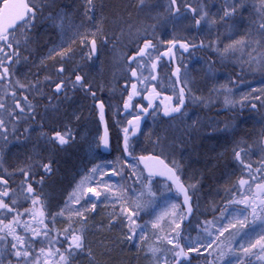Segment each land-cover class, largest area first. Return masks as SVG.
Listing matches in <instances>:
<instances>
[{
    "label": "snow or ice",
    "instance_id": "1",
    "mask_svg": "<svg viewBox=\"0 0 264 264\" xmlns=\"http://www.w3.org/2000/svg\"><path fill=\"white\" fill-rule=\"evenodd\" d=\"M87 5L85 14L94 13L95 0H87ZM48 6L40 0H0V141L7 146L10 137L27 140L31 132L39 129L37 140L50 145L52 149L63 150L71 146L76 140L74 130L68 124L62 128L56 127L55 121L59 119L60 104L63 102L61 97L68 100L69 90L73 93L82 90L92 100L104 126L96 146L111 150L105 101L98 97L93 83L81 71V65L77 64L71 69L66 67V62L76 54L77 44L81 60L93 62L100 56L101 47L111 43L115 61L121 67V78L125 81L121 88L123 112L118 106L114 115L124 116L126 122L116 121L119 128L116 149L119 155L116 160L94 164L88 169L69 193L64 206L57 211L52 210L42 191L45 177L53 173L54 161L51 156L45 161L37 154L35 164L27 163L12 172L3 167L4 161L0 159V168H3L0 171V264H73L75 257L81 254L87 255L89 264H107L96 259L95 252L87 242L90 221H93L91 227H96L97 231L111 232L113 228L120 227L119 235L114 239L102 237L99 241L106 253H110L115 246L134 244L138 253L144 251L146 257L150 258V264H250V257L255 256L257 250L264 254V129L260 133L262 155L259 160L248 162L244 158L246 152L234 151L236 161L242 165L248 178L242 176L237 184L226 189L227 204L219 217L198 222L195 228L191 227V217L196 211L193 206L196 185L185 184L180 163L175 159L169 160L167 138L156 135L152 139L150 136L151 151L147 147L141 148L138 143V136L143 134L142 121L145 118L164 122L186 117L184 109L189 99L194 103L210 102L212 93L223 95V103L228 108L239 106L241 112L247 108L252 113H259L264 120V52L259 56L250 54L246 61L243 56L240 57L237 80L249 90L242 93L239 99L231 88L221 85L213 88L206 100L193 94V81L187 66L183 64V54L209 49L221 59H226L250 48L249 40L232 39L231 43L221 48L218 40H209L208 43L201 40L197 44L175 36L162 39L154 37L147 28L132 24H128L127 33L121 27L119 33L110 35L105 31L106 18L103 16L92 29L81 31L84 27L81 24L68 37L66 17L57 13L50 14L47 19L59 29L60 43L50 48L41 60L45 67L47 61L59 64L55 68V75L46 74L42 79L37 76L34 80H29L27 76L20 78L16 66L29 60L28 56H22L21 50L27 51L28 45L33 43V29ZM244 7L242 0H233L221 19L236 16L238 9ZM184 8L192 13L197 28L202 22L210 25L217 23L215 19L209 20L208 13L202 8L197 9L187 2ZM168 11L174 18L180 16L178 0H169ZM259 13L262 17L258 25L260 39L256 43L258 48L264 49V0H261ZM88 19L95 20V17L88 16ZM126 34L129 44L119 50L117 45ZM133 44L135 47H132ZM177 50L180 51V58L177 57ZM165 59L173 65L168 80L170 95L165 94L160 75ZM214 63L210 62L209 72ZM245 72L259 73V87H251V82L245 81ZM231 83L236 85V81ZM103 87L101 85V90ZM110 91L115 92L116 89ZM53 98H56L55 104ZM50 112L53 114V126L44 123ZM75 118L78 120L79 116ZM21 124L27 125L23 131L20 130ZM196 124L194 121L191 127L195 128ZM138 150L140 154H137ZM33 159L29 157L30 161ZM34 167L42 169L40 180L36 182L40 191L32 182V177L37 174L33 171ZM17 171L23 180L14 187L12 177ZM126 173L131 184L125 180ZM109 176L119 177L123 182H108L105 177ZM157 178L166 184L169 191L175 189L182 195L183 204H173L172 211L141 224L142 213L150 214L155 210L153 184ZM100 202H104L110 211L107 212V224L101 222L97 226L94 217ZM232 205L242 207L233 209ZM149 224L151 236L147 230ZM255 227L261 231L253 240L251 232L255 231ZM192 231L197 233L195 237L191 235ZM152 237L155 239L150 243ZM236 237L241 241L247 239V246L240 244L237 248L234 244ZM37 244L40 245L38 250ZM259 260L264 264V255H260Z\"/></svg>",
    "mask_w": 264,
    "mask_h": 264
},
{
    "label": "rangeland",
    "instance_id": "2",
    "mask_svg": "<svg viewBox=\"0 0 264 264\" xmlns=\"http://www.w3.org/2000/svg\"><path fill=\"white\" fill-rule=\"evenodd\" d=\"M66 1H65V4H66ZM148 1L149 0H143L142 6L140 5L141 9L139 8V11L140 10L142 11L143 9L145 11L144 12L145 15L143 16L144 18L142 22L147 23V25L142 24L144 26H142L141 28H147L148 31L152 33L154 37H161V38L163 37L164 39H167V38L170 39L180 34L182 35V37H185L188 40L192 41L194 39L195 37L194 29H193L194 23L190 19L189 14L184 13L180 15L178 18L174 19L173 21L172 20L165 21V17L166 16L168 17V14L170 15L169 11L167 12L168 9L161 12V14L160 13L153 14L152 12L153 10H155V7L157 6V4L155 3L156 1H154L153 3L151 2L150 4H145ZM206 1L207 0L199 4V6H197V9L202 8L205 12L208 13V19L209 20L215 19L217 23L210 25L208 22H202L205 27L204 28L205 43H208L209 40H213V41L218 40L220 42V47L223 48L226 44H229L225 40H223V38H221L223 34L232 35L235 32L236 33L238 32L247 33V28L249 29L250 27H252L253 30L258 31V25L262 18L261 14L259 13L261 1H257V5L254 7L256 9L255 11L256 19H254V21L250 20L249 15H247L250 25L244 20V18L240 17V14H238L236 19L232 20V22L223 23V20L219 19L221 14L224 13V10L230 4L233 3V0H225L222 2L220 1L219 4L213 3V1L211 0L209 2L208 1L206 2ZM40 2L45 5H50L48 7H45L43 12L46 11L47 13H50V11H52L53 5H54L53 0H40ZM138 7H139V4H138ZM74 18L75 17H73V19ZM241 23H242V28L240 30ZM43 24L44 23L41 24L38 19L36 28L33 29L32 34L36 35L34 39H37V40L33 44L34 49L28 48L27 50V53L28 51L32 53V54L28 53L29 60L26 63L21 62L18 66H16V73H17V76H19L20 78H24L25 76H27L29 80H34L35 78H37V76H39V78L42 79L46 74H52L54 76L55 68L59 67V64L53 61H51L53 62L52 64L48 63L47 61L46 67L41 64L42 58L48 54V52L47 53L45 52L46 46L53 47L60 43V31L59 29L53 27L52 21L45 22V24L44 25ZM72 24L73 23H71L70 26L67 27V30H68L67 33L69 34H73V32L75 31ZM128 24H132V21H127V26ZM216 28H217V31H216ZM182 29H185V30L182 31ZM123 39H125L124 41L126 43H123V40H121L117 45V48L119 50H123L125 48V46L123 45L129 44V37L124 36ZM244 39L249 40L251 44V47L248 48L250 49L248 51L249 55L250 54L253 55L255 53L259 56L261 52H264V49L258 48L257 43H256L260 39L259 35H256V36L249 35L248 37H245ZM51 42H54V44H51ZM132 47H135V45H132ZM161 48L163 47L161 46ZM248 54L245 51V53L242 55L245 58V61L248 59V57L246 56ZM198 55L197 56L194 55L190 58L191 59L190 61H192V65H193L192 67H194L193 75L191 76L190 74L192 81L194 79L198 80L202 78L206 80V77H207L209 79L207 83L209 84L214 83V81L224 82L227 84L224 86L231 88L233 92L235 93L237 99H239L242 93L249 90L244 85H240L239 81L237 80V73H239L241 65H240V60L238 59L235 60V56H230L226 59H221L215 53L211 52V50L205 49L204 52H202L201 56L205 58L206 63L208 62L210 64V62L212 61L215 62L214 64H212L213 67H212L211 72H209V68H207L208 66L204 64L205 62H202V61L200 62L199 58L201 56H199L198 58ZM75 61L76 60L73 57L71 60L66 62V67L71 69L75 65L79 64L78 61L76 62ZM80 61L82 65H86L84 61L81 60V57H80ZM190 61L188 63H190ZM93 64L97 66V72H98V78H99V79L97 78V80L95 78V80L92 81L94 90H96L97 94L100 95L102 98H104L107 101V103L110 105L111 107L110 109H112V112H111L112 119H113L114 124H116L117 120H122L120 118V115H114V113L116 112L115 107H117V105H121L120 104L121 88L125 81L123 78H121L122 77L121 67L115 61L114 51H113L111 43L106 47H101V54H100L99 61L94 62ZM215 66L216 67L218 66L217 72L214 71ZM224 67L226 70L224 69ZM221 69H223V72L221 71ZM218 70L222 74L221 77H219L220 72ZM224 73L226 74V76H224ZM104 75H109L110 79L108 80V82L110 83H107V81L102 82V77ZM259 76H260L259 73L254 74L251 72H245L244 79L245 81L251 82V87H259V82L261 79ZM231 81H236V85L234 86L231 83ZM106 84L108 86V89H106L107 88ZM101 85L104 86L103 90H101ZM195 87L198 88V85H195ZM112 88H115L116 91L111 92L110 89ZM104 90H107V91L105 92ZM88 98H89L88 100H83L81 101V103L76 102L75 99L77 98H75L73 100L74 104H71L70 107L65 105L66 108H64V110L60 112V115L66 114V115H69V117L71 115H74L75 117L79 116V119L78 120L76 119V120L81 124L80 130L74 131V134L76 135V140L71 145V147L75 145H80L83 148L85 155L87 157L86 158L87 167L91 168L93 167L94 164L108 163V162H112L115 160H112V161L106 160V161H101V162L97 160L98 152L96 149V144H97V139H98L97 137L99 135V132L97 131L98 127L96 126V120H95L96 116L94 115V107L91 104L90 97ZM218 99H219V107L223 108L224 114L216 115L215 116L216 120H219V121L225 120V121H228V122L230 121L233 123H236V122L239 123V121L240 122L249 121L252 125L258 124L259 126H261V130L264 129V120L261 119V115L259 113H252L247 108L241 112L239 111L240 110L239 106H237L235 109H230L223 103L224 101L223 95H219ZM189 101H190V110L187 113V116L182 117L181 120H172L171 122L168 123L171 125L173 124L174 121H177L178 125L176 129H172L168 131V133L171 132L170 134L171 136L166 137V138L170 146L168 149L169 160L175 159L176 161L180 163L181 174L183 178L185 179L186 184L196 185V192L194 194V200H195L194 206L196 209V216L194 219V223L191 225L192 228H195L198 222H202L205 219L211 220L213 219L214 216L219 217L221 214V210L224 209L227 204L226 189H229L234 184H237L238 180L242 176L245 179H247L248 177L246 175V171L243 169L242 165H240L236 161L235 156H234V160H233L234 163L232 165L233 166L232 170L223 174L224 176L222 179L223 184H221L223 185L222 190L217 189L218 190L217 191L215 188L211 190L210 192H206L205 190H203V188H201V186H204V181H202V177H200V175L198 174V170L200 166L205 165L206 159L205 160L199 159L198 157L200 156L197 153L200 150L199 143L206 145V142L204 143L202 140L196 141L194 138L185 137L183 134H181V130L179 128L182 126V123L186 125H192L196 117H201L199 115H202L201 113H203V111L200 110V108H203V110L205 109L207 110V109L214 107L217 104V96L216 94H214V96H211L210 102H206V103H199V102L194 103L192 102L191 99H189ZM80 109L81 111L83 110L81 113H79ZM113 109L115 111H113ZM49 120L51 121V118H46L44 121V123L48 126H49ZM76 120L73 119V121H76ZM204 120L205 118L202 120H199V122L204 123ZM38 122L39 121H37V124ZM158 125L159 124L157 123V121L154 122L153 119L149 122L148 127L143 134L144 137H141L138 140V143L141 148L147 147L149 150L151 149V145L149 144L150 136L152 139H155L156 135H159V136L161 135V137L163 138V135H162L163 130ZM25 126L27 125L21 124L20 130L23 131V128ZM212 129H213L212 127L210 128L206 127L202 138L203 139L212 138L213 134L209 132V131H212ZM158 131L160 132L159 134H158ZM38 134H39V129L31 132L27 140H25L23 137H21L19 140L16 137H10L7 146H5L2 141H0V159L4 161L3 167L14 170L16 168H11L9 158H11L14 163H16V160H18V158L20 157L18 162L21 163L22 161L27 160L28 156L29 157L31 156L34 159H36L37 154H39L40 157H44L45 161H47V159L49 158L48 155L50 154V149H52V147L50 145H45L43 141H38L37 140ZM259 140H260V136H258L257 141H255L256 144L254 145L242 146L243 143L239 144V146L241 147H239L237 151L242 150L246 152V155L244 157L246 161L256 162L257 160L261 158L262 154L260 152ZM56 151H58V153L64 152L63 150H59V149H56ZM2 170L3 168H0V171ZM38 170H41V169L38 168ZM192 170L195 172H193ZM18 174L19 172H17L16 175ZM84 174H86V172H84ZM105 179L108 180V182H119L118 177L109 176V177H105ZM80 180L81 179H79V181ZM221 185H218L217 188L221 187ZM153 191L156 193L155 202L153 205L155 210L151 212L150 214L142 213L143 219L139 221L141 224H145L146 222L154 219L155 216L157 215H162L165 212L172 211L173 204L179 205V201L175 197H173L171 191H169L168 187L164 183L162 184L154 183ZM63 206L64 204L60 205V207H63ZM60 207H58V209ZM231 207L233 209H236L242 206L232 205ZM105 210L107 209L98 208V213H101ZM226 222L227 221H225V223ZM250 223H251V220H250ZM147 230L149 232V235L151 236L150 224ZM260 231L261 229L259 227H255V231L251 232V237L253 240L257 238V234ZM196 234L197 233L195 231L191 232V235L193 237H195ZM154 239L155 237H152V239L150 240V243L154 241ZM137 242H138V238H137ZM234 244L237 248H239L240 244H244V246H247V239L241 241L239 237H236V239L234 240ZM90 245L93 251H95L94 249L96 250L100 249V252L102 251L105 255L109 254L105 252L104 248H102L100 243L90 244ZM122 248L126 250H123ZM115 250L117 251L118 255L121 253L124 254V256L121 255L122 257L120 256L121 258H118L120 261L119 264H138V261H140L138 254H140L142 251L138 253L137 248L135 247L134 244L119 245V247L116 246L113 249V252ZM257 252H259V250H257ZM259 254L264 255L262 253H259ZM259 254L257 255V257L252 256L254 257V259L250 257V264H261L259 260V257H260ZM123 258L126 259L125 262ZM128 259H130L129 262H128ZM161 259L163 260V254L161 256ZM141 264H147V263L144 262ZM148 264H150V262Z\"/></svg>",
    "mask_w": 264,
    "mask_h": 264
},
{
    "label": "bare ground",
    "instance_id": "3",
    "mask_svg": "<svg viewBox=\"0 0 264 264\" xmlns=\"http://www.w3.org/2000/svg\"><path fill=\"white\" fill-rule=\"evenodd\" d=\"M140 1L141 0H95V4H96V7L98 9L99 15L93 14L92 16L95 17V20H89L88 16H91L92 12H89L87 15L85 14L86 9L88 7L87 0H72L71 5L73 6L75 13L77 11L79 13V16L75 15V17L77 18V22L72 24L73 28L75 29L76 27L80 26V24H83L84 27L81 28L82 29L81 31H83L85 29H92L95 22L98 21L101 18V16L106 18L105 31L108 32L110 35L113 32L119 33L121 27H123L125 30V33H127V27H126L127 21H132L133 26L141 28L142 26H144L142 24L147 25V23L142 22L143 18H144L143 16L145 15L144 14L145 11H144L143 7H142L143 10L139 11V8L141 9ZM154 1H156L155 3L157 4V6L155 7V10H153V12H152L153 14H158V13L161 14V12L168 9L169 0H149V3H151V2L153 3ZM183 1L195 6L197 8V6H199V4H201L205 0H183ZM183 1L178 0V2L180 4V10L181 9L184 10L185 2H183ZM207 1L209 2L210 0H207ZM211 1H213V3L219 4L220 1L222 2L225 0H211ZM257 1H261V0H242V3L245 5V7L242 10L238 9L236 16L227 17L225 19H222L223 23L232 22V20L236 19L238 14H240L241 18L247 17V15L254 16L255 11H256V9L254 7L257 5ZM83 3H84V5H83ZM138 4H139V7H138ZM232 4H230L226 9H230V6ZM101 5H103V8H101ZM115 8H116V10H115ZM167 12H168V10H167ZM184 12H185V14H189L190 19L194 23L193 29H194V36L195 37L192 41H194L195 43H198V44L200 43L201 40H203L205 42L204 24L202 23L201 26L199 28H197L195 26V20L193 18L192 13L188 12L186 10H184ZM180 15H182V14L180 13ZM223 16H224V13L221 14L219 19L221 20V17H223ZM174 19H176V18H174L171 14L170 15L168 14V17L167 16L165 17V21L166 20H168V21L172 20L173 21ZM184 30L185 29H182V31H184ZM216 31H217V28H216ZM218 34H220V33H218ZM179 35H177L176 37H179L182 39H187L185 37H182V35H180V36ZM125 36L128 37L127 34ZM245 37H248V34L245 32H238V33L235 32L232 35H230V34L224 35L223 34L221 36V38H223V40H225L227 43H231L232 39H244ZM162 39H164V38L162 37ZM122 40H123V43H126L124 41L125 39H122ZM123 46H126V45H123ZM249 50L250 49H246L243 52H240V51L236 52L235 60L236 59L240 60V56H242L245 53V51L248 54ZM192 52H194V51H192ZM253 55L258 56L255 53ZM246 56L249 57V54ZM80 57H81V55H80ZM190 60H186L187 62L183 61V64L187 66L189 76H190V74L192 76L194 73V67H192L193 66L192 61H190ZM199 60H200V62L201 61L205 62L204 64L208 66L207 68H209L210 64L208 62L206 63L204 57L201 56L199 58ZM244 60H245V58H244ZM189 61H190V63H188ZM84 63H87L90 66L91 65L95 66L93 64L94 62L84 61ZM172 67H173V65H171V68ZM217 67L215 66V68H214V71H216V72H217ZM224 69H225V67H224ZM221 71L223 72V69H221ZM168 72H169V77H170L171 76V70ZM221 75L222 74L220 72L219 77H221ZM191 76H190V78H191ZM224 76H226L225 73H224ZM169 77L167 75L168 79H169ZM95 78L97 80L98 75H96ZM109 79H110L109 75H104L102 77V82L107 81V83H110V82H108ZM172 79H175V78H172ZM208 81H209V79L207 77H206V80L204 78L198 79V80L194 79L193 83H192L193 94L207 98V97H209L210 91L213 88H219L221 86V84L227 85L226 83L221 82V81H218V82L214 81V83L209 84V83H207ZM167 85L168 84H166V82H164V88L166 89L165 94L170 95V92H168V90H170V87L168 88ZM195 85H198V88H196ZM106 86H107V84H106ZM106 89H108V86ZM104 91L106 92L107 90H104ZM214 94L215 93H212L211 96H214ZM74 98H75V96H72L71 99L66 102V106L70 107L71 104H74V101H73ZM75 100L78 103H81V101H83L82 98L81 99L77 98ZM146 103L147 102L145 101L144 104L146 105ZM157 103H159V101H157ZM118 106H119L120 111H121L122 105H117V107ZM107 107L111 108L109 104H107ZM117 107H115V109H117ZM200 110H202L203 113H201L202 115H199L201 117H196V119L194 120L195 122H197L195 128L191 127L193 124L192 125H186V124L182 123V126L179 129L181 130V134H183L185 137L194 138L196 141L202 140L204 143L206 142V145L199 143L200 150L197 154L200 157H202V159H204V160L206 159V162H205L206 166L205 165L200 166L199 170H198V174L200 175V177L208 176L211 178L205 186H201V188H203V190H205L206 192H210L211 190L215 189L218 186V184L222 181V179L224 177L223 174L232 170V168H233L232 165L234 163L233 162L234 151H237L238 148L241 147V146H239V144L243 143L242 146H245V145L249 146V145L256 144L255 141H257L258 136H260L259 133L261 131V126H259L258 124L252 125L249 121H242V122L239 121V123L238 122L233 123V122H230V121L228 122L225 120H221V121L216 120V117H215L216 115L224 114L223 108L219 107L218 96H217V104L214 107L207 109V110L206 109L203 110V108H200ZM82 111L80 109L79 113H81ZM107 111H108V109H107ZM239 111H241V110H239ZM111 112H112V109H110V114H111ZM51 115L52 114H49V117ZM204 118H205L204 123L199 122V120H202ZM73 119L76 120L74 115H71L69 117V115L62 114V115H60L59 119H57L55 121V123L59 126H62V127L65 124H68V126L71 127L74 131L80 130L81 124L77 120L73 121ZM151 119L152 118L147 117L144 121L145 124H148ZM181 119H182V117L177 118L176 120H181ZM95 120H96V126L98 127L97 131L103 133L104 132V126L101 125L99 118L96 117ZM105 120H106L108 127H109V136L111 137L112 134H114L117 126H115L113 119L109 121L108 116L105 117ZM49 122L51 125H53L52 121H49ZM186 123H188V122H186ZM56 124H55V126H56ZM236 124H237V126H236ZM177 125H178L177 121H174L173 124H171V125L168 123H164V124L160 123L158 126L160 128H162V130H163V132H162L163 137H169L171 135H170V133H168V131H170L172 129H176ZM206 127H208V128L212 127L213 128L212 131H209L213 134L212 138L209 137L210 139H208V138L203 139L202 138L204 135ZM159 133L160 132L158 131V134ZM97 142H98V139H97ZM49 156H51L52 160L54 161L53 173L55 174L56 177H59V178H69L71 176H74L75 173H79V172L83 171L84 166L87 163V161H86L87 157L85 155L83 148L80 145L72 146L71 149H67L66 151L61 152V153H58V151H56V149H50V154L48 155V157ZM231 162H232V164H231ZM118 235H119V233H118ZM139 263L140 262L138 261V264Z\"/></svg>",
    "mask_w": 264,
    "mask_h": 264
},
{
    "label": "flooded vegetation",
    "instance_id": "4",
    "mask_svg": "<svg viewBox=\"0 0 264 264\" xmlns=\"http://www.w3.org/2000/svg\"><path fill=\"white\" fill-rule=\"evenodd\" d=\"M55 1L56 2H55V4H54L53 7L56 8V9H55V13H53V14L59 13V14L65 15V17H66L65 27L67 29V27L70 26L71 23L77 22V18L75 17V15L76 16H79V13H78V11L75 13V11L73 9V6L71 5L72 4V0H67V1L66 0H55ZM65 1H66V4H65ZM83 5H84V3H83ZM93 14H97V11H95ZM45 16L46 15H42V19ZM73 17H75V18L73 19ZM41 21L43 22V20H41ZM46 21H50V20L46 19L45 22ZM67 35H68V37H71L72 36V34H69V33H67ZM51 44H53V43H51ZM50 48H52V46H46L45 52L47 53ZM75 48H76V54L73 57L75 58L76 61L79 62V65H81V71L83 72L84 71V68H83V66L81 64V61H80L79 44L75 45ZM166 68H167L166 69V72H167V75L169 77V72L168 71L171 70L170 65L167 66ZM169 68H170V70H169ZM89 72H90V80H93L92 79V75L95 76L96 70H94V68H93L92 65L90 66V71ZM167 75H166V79H167L166 84H168V80H169L167 78ZM167 87L169 88L168 85H167ZM168 92H170V94H172L171 88H170V90H168ZM77 95H79V98L80 99L81 98L84 99V92L82 90H77ZM98 97H100V95H98ZM106 106H107V104H106ZM188 108H189V105H187L186 108L184 109V111L187 112V113L189 111ZM107 109H108L107 115H108V118H109V121H110V120H112V115L110 114V108L107 107ZM113 111H115V110L113 109ZM122 112H123V109L121 110V113ZM120 118L126 122V118L124 116L120 115ZM115 126H116V124H115ZM118 133H119V128L117 127L115 129L114 134H112V136H111V144H112L113 151L114 150L116 151V149H117V136H118ZM106 212H108V211L105 210V211H103L101 213H98V209H97V213H96V215L94 217V223L97 226L101 222H103L104 220H106V218L104 216H102ZM92 223H93V221H90V227H91ZM110 236H111V233H109L107 231H97L96 227H91L90 228V231L87 234V242L89 244H99V241L101 240L102 237H106V238H109L110 239L111 238Z\"/></svg>",
    "mask_w": 264,
    "mask_h": 264
},
{
    "label": "trees",
    "instance_id": "5",
    "mask_svg": "<svg viewBox=\"0 0 264 264\" xmlns=\"http://www.w3.org/2000/svg\"><path fill=\"white\" fill-rule=\"evenodd\" d=\"M244 18V20L250 25V22H249V20H248V18L247 17H243ZM249 18H250V20H253L254 21V19H256V16L254 15V16H249ZM250 29V30H249ZM247 28V34H248V36L249 35H253V36H256V35H259V31H256V30H253L252 29V27H250V28ZM32 37H33V39L36 37V35L34 34H32ZM36 40L37 39H34V41H33V43H31V49H34V47H33V44L36 42ZM23 53V52H22ZM24 54V53H23ZM260 77V76H259ZM261 78V77H260ZM39 123V122H38ZM44 158V157H43ZM11 158H9V161H10V164H11V168H18V167H20L22 164H20L19 162H18V160L20 159V157L18 158V160H16V163H14L13 162V160L11 159ZM37 161L36 160H33V163L35 164ZM34 172H36L37 174L34 176V180L32 179V182L35 184V186L37 187V190L38 191H40L41 189H40V186H39V184L38 183H36L37 182V179H36V176L37 175H40V172H41V170H34ZM63 180L62 181H60L59 180V178L58 179H50V181L49 180H47L46 178H45V182H44V186H43V189H42V191H43V193H44V195L46 196V198H47V201L49 202V204H50V206H51V208H52V210H54V208L55 207H58V205L60 204V202H61V198H62V196H63V193H64V191L66 190V185L64 184V178H62ZM40 180V179H39ZM65 180H66V178H65ZM25 206H27V205H25ZM118 231H114L113 233H112V236H110L111 238L110 239H114L117 235H118ZM116 247V246H115ZM114 247V248H115ZM103 248V247H102ZM113 248V249H114ZM108 255V256H107ZM107 255H105L102 251L101 252H99V254L97 255V258L100 260V261H105V262H107V264H119V259L118 258H121L122 256L121 255H123L124 256V254L123 253H121V254H119L118 255V253H117V251L115 252H113V251H111L109 254H107ZM121 256V257H120ZM123 260H124V262H125V258H123ZM129 260L130 259H128V262H129Z\"/></svg>",
    "mask_w": 264,
    "mask_h": 264
},
{
    "label": "water",
    "instance_id": "6",
    "mask_svg": "<svg viewBox=\"0 0 264 264\" xmlns=\"http://www.w3.org/2000/svg\"><path fill=\"white\" fill-rule=\"evenodd\" d=\"M184 10H186L185 8H184ZM106 117V116H105ZM146 119V118H145ZM145 119L142 121V126H143V123H144V121H145ZM103 134V133H102ZM111 150H109V151H106V150H103L102 149V152H104V153H109ZM141 167H142V165H141ZM146 174V173H145ZM159 179V178H158ZM174 191H175V189H173ZM175 193L180 197V199L182 200V204H183V197H182V195H180V194H178L176 191H175ZM185 214H186V210H185Z\"/></svg>",
    "mask_w": 264,
    "mask_h": 264
}]
</instances>
